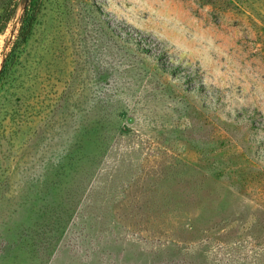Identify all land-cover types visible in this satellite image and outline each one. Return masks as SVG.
Returning a JSON list of instances; mask_svg holds the SVG:
<instances>
[{
    "label": "rangeland",
    "instance_id": "rangeland-1",
    "mask_svg": "<svg viewBox=\"0 0 264 264\" xmlns=\"http://www.w3.org/2000/svg\"><path fill=\"white\" fill-rule=\"evenodd\" d=\"M0 0V264H264V0Z\"/></svg>",
    "mask_w": 264,
    "mask_h": 264
},
{
    "label": "trees",
    "instance_id": "trees-1",
    "mask_svg": "<svg viewBox=\"0 0 264 264\" xmlns=\"http://www.w3.org/2000/svg\"><path fill=\"white\" fill-rule=\"evenodd\" d=\"M38 8V0H27L24 6L23 14L20 19V27L18 34L13 41V45L10 53H14L15 55L18 53V49L21 43L26 41L27 35L29 34L33 20L35 18V14Z\"/></svg>",
    "mask_w": 264,
    "mask_h": 264
}]
</instances>
